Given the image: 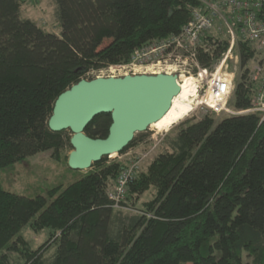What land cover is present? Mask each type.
Here are the masks:
<instances>
[{
  "label": "trees",
  "instance_id": "obj_1",
  "mask_svg": "<svg viewBox=\"0 0 264 264\" xmlns=\"http://www.w3.org/2000/svg\"><path fill=\"white\" fill-rule=\"evenodd\" d=\"M53 1L60 33L23 18L24 0H0V171L40 153L59 161L71 152V133L48 127L58 97L90 72L127 64L137 50L179 35L199 7L196 0ZM227 49L224 39L216 57ZM239 50L231 104L245 111L257 90L254 53L246 43ZM111 125L102 115L85 132L106 139ZM168 142L126 195L139 214L113 208L109 198L124 169L119 160L103 159L48 197L0 184V264H264L262 114L187 120ZM150 191L153 198L140 201ZM26 228L49 230V238L34 249Z\"/></svg>",
  "mask_w": 264,
  "mask_h": 264
},
{
  "label": "built area",
  "instance_id": "obj_2",
  "mask_svg": "<svg viewBox=\"0 0 264 264\" xmlns=\"http://www.w3.org/2000/svg\"><path fill=\"white\" fill-rule=\"evenodd\" d=\"M196 1L199 7L192 10L189 23L179 35L137 50L127 64L92 71L87 79L167 74L177 75L180 85L182 77L190 76L196 80L200 105L215 114L239 116L261 113L264 120V0ZM213 33L217 37L210 40ZM224 39L228 41V49L216 57ZM240 43L249 44L253 49L254 57L249 62V69L257 90L252 107L236 112L227 105L235 89L234 73L241 70ZM204 57L209 59V67L202 65ZM230 62H234L235 72L232 74L228 72ZM134 179V167L121 173L117 184L109 191L113 208L123 209L121 205Z\"/></svg>",
  "mask_w": 264,
  "mask_h": 264
},
{
  "label": "water",
  "instance_id": "obj_3",
  "mask_svg": "<svg viewBox=\"0 0 264 264\" xmlns=\"http://www.w3.org/2000/svg\"><path fill=\"white\" fill-rule=\"evenodd\" d=\"M180 93L177 75L83 79L58 97L48 127L54 133H71L68 166L87 172L103 159L123 153L137 135L169 113ZM102 115H111L108 137L90 138L86 129Z\"/></svg>",
  "mask_w": 264,
  "mask_h": 264
},
{
  "label": "rangeland",
  "instance_id": "obj_4",
  "mask_svg": "<svg viewBox=\"0 0 264 264\" xmlns=\"http://www.w3.org/2000/svg\"><path fill=\"white\" fill-rule=\"evenodd\" d=\"M56 10L57 7L53 0H24L22 7V17L35 21L39 26L49 31L60 33L61 27L59 26L57 20ZM218 28V30L221 29L220 25H218ZM158 42L159 41H155L152 44ZM233 64L234 62H230V70L228 71L229 74L235 72ZM234 74L236 77V89L237 82L242 75V72L241 70H238ZM250 74H252L251 71ZM233 94L228 101L227 107L233 111H236L231 104ZM198 102L199 101H197V99H194L193 104H195V111L182 122L163 132H159L151 127L146 133L137 135L136 138L139 137V141L129 150H127L125 154H120L121 156H114L113 158L110 157L109 161H122L125 165L121 173H123L125 169L127 170L131 167H134V175L136 179L138 173L147 171L148 167L160 154L169 150L168 137L170 140L175 138L183 122L187 120L198 121L207 115H214L217 121H220L225 117H230L226 115H217L205 106L200 104L197 105ZM70 153V149L65 150L62 153L61 159L56 161V159H52L51 152H44L27 159L23 163L3 169L0 171V184L4 190L18 195L26 197H36L43 195L48 197V193L53 188L58 186L68 187L72 183L80 180L83 175L88 172L74 171L69 168L68 157ZM120 175L118 176L114 186L117 184ZM114 186L109 190L112 191ZM130 186L131 183L128 188V193ZM152 198L153 193L151 191L144 193L139 197L140 201H149ZM124 202L121 205V207L125 209L123 210L124 213L139 214L141 212L139 208L140 204L138 206H131L130 204L129 206V204H124ZM24 234L30 241H32L34 249H37L49 238L50 231L45 230L42 233L36 235L29 228H26L24 229Z\"/></svg>",
  "mask_w": 264,
  "mask_h": 264
},
{
  "label": "bare ground",
  "instance_id": "obj_5",
  "mask_svg": "<svg viewBox=\"0 0 264 264\" xmlns=\"http://www.w3.org/2000/svg\"><path fill=\"white\" fill-rule=\"evenodd\" d=\"M182 79L183 81L180 84L181 93L174 99L172 109L163 119L151 126L159 132L172 128L189 117L195 111L194 99L199 101L197 105L200 104V100L196 95L195 78L186 76L182 77Z\"/></svg>",
  "mask_w": 264,
  "mask_h": 264
}]
</instances>
